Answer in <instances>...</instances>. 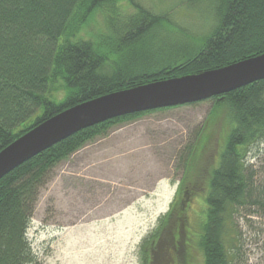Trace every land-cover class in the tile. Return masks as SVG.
I'll use <instances>...</instances> for the list:
<instances>
[{
    "label": "trees",
    "instance_id": "obj_1",
    "mask_svg": "<svg viewBox=\"0 0 264 264\" xmlns=\"http://www.w3.org/2000/svg\"><path fill=\"white\" fill-rule=\"evenodd\" d=\"M116 1L0 0V150L41 121L81 102L216 70L264 53V0H180L213 22L200 36L182 30L170 36L163 30L165 13L129 0L132 11L118 14ZM98 8L111 11L106 23L114 37L113 49L104 45L108 37L98 45L74 38L79 24ZM62 87L67 93L57 101L54 91ZM206 100L212 101L213 113L224 112L228 131L209 175L206 211L196 227L198 244L203 264H246L239 220L264 213V177L258 178L247 162L250 147L264 143V79ZM156 110L160 109L83 128L3 175L0 264L35 261L26 230L39 191L59 162L113 125ZM172 206L158 222H169ZM176 219L175 225L183 226L181 214Z\"/></svg>",
    "mask_w": 264,
    "mask_h": 264
},
{
    "label": "rangeland",
    "instance_id": "obj_2",
    "mask_svg": "<svg viewBox=\"0 0 264 264\" xmlns=\"http://www.w3.org/2000/svg\"><path fill=\"white\" fill-rule=\"evenodd\" d=\"M135 1L165 13L163 30L170 36L177 30L200 36L213 24L208 14L180 0ZM116 4L118 14L132 11L129 0ZM110 13L94 10L74 38L98 45L108 37L104 45L113 49ZM66 93L62 87L53 97L58 101ZM211 105L203 100L117 123L59 162L39 191L26 230L35 255L29 264H203L196 229L228 131L226 115L213 113ZM250 148L247 162L261 179L264 143ZM171 204L169 222H158ZM179 214L183 226L175 225ZM239 226L246 264H264V213L240 219Z\"/></svg>",
    "mask_w": 264,
    "mask_h": 264
},
{
    "label": "water",
    "instance_id": "obj_3",
    "mask_svg": "<svg viewBox=\"0 0 264 264\" xmlns=\"http://www.w3.org/2000/svg\"><path fill=\"white\" fill-rule=\"evenodd\" d=\"M264 79V53L198 74L145 83L81 102L32 127L0 150V178L69 135L136 112L196 103Z\"/></svg>",
    "mask_w": 264,
    "mask_h": 264
}]
</instances>
